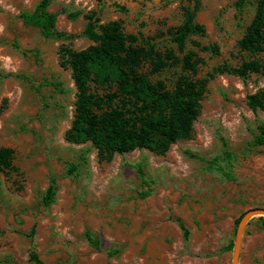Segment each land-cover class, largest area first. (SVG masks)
<instances>
[{"label": "rangeland", "instance_id": "1", "mask_svg": "<svg viewBox=\"0 0 264 264\" xmlns=\"http://www.w3.org/2000/svg\"><path fill=\"white\" fill-rule=\"evenodd\" d=\"M39 1L0 0V73L12 75L0 76V147L14 151L17 168L0 172V264H31L32 249L45 264H231L239 220L264 207V147L252 144L264 111L246 105V96L264 87V77L213 70L249 58L236 44L254 5L238 11L237 0H198L195 20L205 35L191 40L216 44L219 54L187 44V51L204 60L196 78L208 79L191 138L172 144L164 155L140 149L106 162L89 142L65 140L76 90L59 50L78 51L92 43L83 36L46 39L24 25L21 14L33 12ZM194 3L51 0L48 10L60 32L79 34L85 16L95 12L100 23L119 21L126 34L157 36L151 38L159 50L179 55L166 31L178 26L183 7ZM179 74L178 67H170L150 78L171 87ZM71 164L76 169L68 174ZM51 182L54 200L44 206ZM86 231L99 240V250ZM239 264H264L259 217L245 227Z\"/></svg>", "mask_w": 264, "mask_h": 264}, {"label": "trees", "instance_id": "2", "mask_svg": "<svg viewBox=\"0 0 264 264\" xmlns=\"http://www.w3.org/2000/svg\"><path fill=\"white\" fill-rule=\"evenodd\" d=\"M194 1L193 8L183 7L181 23L166 31L179 55L171 49L159 50L151 38L157 36L126 34L119 21L100 23L95 12L85 16L87 22L79 34L60 32L55 28L56 15L48 10L51 0H40L33 12L21 14L23 24L37 28L43 38L72 40L83 36L92 43L78 51L65 46L59 50L61 66L71 71L76 90L73 119L65 132L67 142H89L99 159L109 162L115 154L140 149L164 155L172 144L191 138L208 79L196 78L204 60L196 52L187 51V44L191 42L202 52L219 54L216 44L201 45L191 40L205 35V28L195 20L200 4ZM249 2L254 5V13L236 44L249 58L234 67H217L214 73L239 78L251 74L264 77V0H237L235 7L242 11ZM170 67L180 69L171 87L150 78ZM0 76L12 75L0 73ZM246 105L252 111H264V87L247 95ZM252 144L264 147V125L257 126ZM225 154L229 159L230 154ZM13 159L11 148L0 147V172L17 171ZM75 169L71 164L68 174ZM140 173L143 175V171ZM54 196L55 185L51 182L42 204L49 206ZM259 219L264 221V217ZM177 223L187 239L188 230L181 220ZM85 237L94 249H100L99 240L90 231H86ZM227 249H232V243ZM28 262L45 264L33 249L28 254Z\"/></svg>", "mask_w": 264, "mask_h": 264}, {"label": "water", "instance_id": "3", "mask_svg": "<svg viewBox=\"0 0 264 264\" xmlns=\"http://www.w3.org/2000/svg\"><path fill=\"white\" fill-rule=\"evenodd\" d=\"M256 217H264V207H257L248 210L239 220L234 236L231 264H239V256L245 227L249 221Z\"/></svg>", "mask_w": 264, "mask_h": 264}]
</instances>
